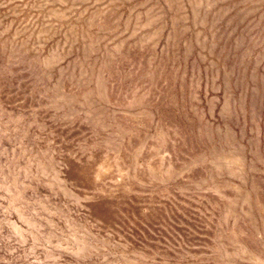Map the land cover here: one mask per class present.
<instances>
[{
	"label": "rangeland",
	"instance_id": "374dc122",
	"mask_svg": "<svg viewBox=\"0 0 264 264\" xmlns=\"http://www.w3.org/2000/svg\"><path fill=\"white\" fill-rule=\"evenodd\" d=\"M0 264H264V0H0Z\"/></svg>",
	"mask_w": 264,
	"mask_h": 264
}]
</instances>
